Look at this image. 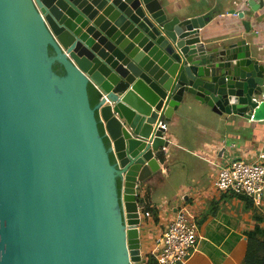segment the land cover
Returning <instances> with one entry per match:
<instances>
[{
	"label": "water",
	"instance_id": "obj_1",
	"mask_svg": "<svg viewBox=\"0 0 264 264\" xmlns=\"http://www.w3.org/2000/svg\"><path fill=\"white\" fill-rule=\"evenodd\" d=\"M208 20L159 0H0V264H143L158 122L195 101L264 118V64L238 35L203 41Z\"/></svg>",
	"mask_w": 264,
	"mask_h": 264
},
{
	"label": "crops",
	"instance_id": "obj_2",
	"mask_svg": "<svg viewBox=\"0 0 264 264\" xmlns=\"http://www.w3.org/2000/svg\"><path fill=\"white\" fill-rule=\"evenodd\" d=\"M159 1L181 15H208L200 31L203 41L238 35L264 64V0H253L252 5L248 0ZM239 12L243 17H238ZM258 98L264 99V87ZM194 105L195 109L174 112L166 120L169 143L154 154L159 169L138 184L139 210L147 207L151 215L140 214L142 260L154 256L155 237L180 208L196 224L198 234L196 250L186 264H244L249 234L264 239V191L262 204L257 205L217 190L211 181L226 159L253 161L259 152L264 153V118L224 119L205 105L196 101Z\"/></svg>",
	"mask_w": 264,
	"mask_h": 264
},
{
	"label": "built area",
	"instance_id": "obj_3",
	"mask_svg": "<svg viewBox=\"0 0 264 264\" xmlns=\"http://www.w3.org/2000/svg\"><path fill=\"white\" fill-rule=\"evenodd\" d=\"M261 100L263 99L258 98V102ZM166 125L162 120L157 124L164 131ZM162 138L167 139L165 133ZM159 150H165V146ZM211 182L219 191L231 192L261 205L264 191V153L259 152L253 161L238 157L226 159L217 168ZM140 214L143 217L151 216L149 211L143 209ZM197 239L196 224L183 209H176L173 219L154 239L153 253L157 264H186L196 250Z\"/></svg>",
	"mask_w": 264,
	"mask_h": 264
},
{
	"label": "trees",
	"instance_id": "obj_4",
	"mask_svg": "<svg viewBox=\"0 0 264 264\" xmlns=\"http://www.w3.org/2000/svg\"><path fill=\"white\" fill-rule=\"evenodd\" d=\"M52 70L59 75L63 74V66L57 62H55L52 65ZM87 92H88V99H89L90 105L91 106L95 105L99 99L98 91L91 84H88L87 85ZM97 128H98V132H99L100 136H102L104 145L106 147H108V145H109L108 140L104 136L102 124H100L98 122ZM158 157L160 159H163V156L161 154H158ZM109 158H110V161L112 162L113 158H112L111 154H110ZM116 185H117V189L119 191V188H120L119 179L116 180ZM248 201H250V200H248ZM143 210L149 211V209L147 207L143 208ZM143 264H157V262H156L153 255H148L147 259L145 261H143ZM244 264H264V239L263 240L255 239V233L249 234L247 250H246L245 257H244Z\"/></svg>",
	"mask_w": 264,
	"mask_h": 264
},
{
	"label": "rangeland",
	"instance_id": "obj_5",
	"mask_svg": "<svg viewBox=\"0 0 264 264\" xmlns=\"http://www.w3.org/2000/svg\"><path fill=\"white\" fill-rule=\"evenodd\" d=\"M170 197V196H169ZM154 254V253H153Z\"/></svg>",
	"mask_w": 264,
	"mask_h": 264
}]
</instances>
